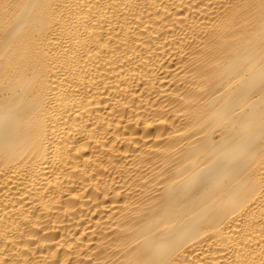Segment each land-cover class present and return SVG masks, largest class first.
Masks as SVG:
<instances>
[{"label": "bare ground", "instance_id": "1", "mask_svg": "<svg viewBox=\"0 0 264 264\" xmlns=\"http://www.w3.org/2000/svg\"><path fill=\"white\" fill-rule=\"evenodd\" d=\"M0 264H264V0H0Z\"/></svg>", "mask_w": 264, "mask_h": 264}]
</instances>
